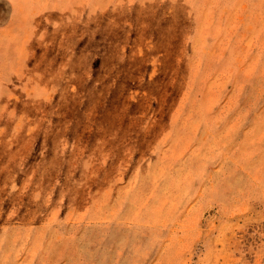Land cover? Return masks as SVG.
I'll use <instances>...</instances> for the list:
<instances>
[{"label": "rangeland", "instance_id": "374dc122", "mask_svg": "<svg viewBox=\"0 0 264 264\" xmlns=\"http://www.w3.org/2000/svg\"><path fill=\"white\" fill-rule=\"evenodd\" d=\"M0 65V264H264V0H0Z\"/></svg>", "mask_w": 264, "mask_h": 264}, {"label": "crops", "instance_id": "0c3cea01", "mask_svg": "<svg viewBox=\"0 0 264 264\" xmlns=\"http://www.w3.org/2000/svg\"><path fill=\"white\" fill-rule=\"evenodd\" d=\"M9 73L10 69L8 68V65H0V85L3 86L4 84L9 83L8 81L10 80V78H12V76H7ZM5 75L7 76V78L5 77Z\"/></svg>", "mask_w": 264, "mask_h": 264}]
</instances>
